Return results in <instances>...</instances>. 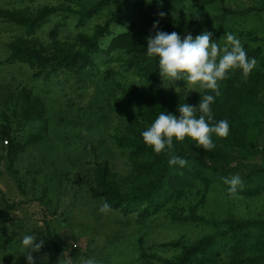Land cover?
I'll use <instances>...</instances> for the list:
<instances>
[{
    "label": "rangeland",
    "instance_id": "1",
    "mask_svg": "<svg viewBox=\"0 0 264 264\" xmlns=\"http://www.w3.org/2000/svg\"><path fill=\"white\" fill-rule=\"evenodd\" d=\"M223 8L256 10L230 16L223 26L213 24L204 33H212L222 47L231 33L244 50L252 51L257 66L251 81L264 103V0H215L209 5L190 0H0V264H28L25 235L44 241L32 253L36 264H82L89 258L99 264H163L161 260L171 261L182 252L172 243L192 244L225 232L224 222L231 219L248 223L249 245L256 242L264 224V177H251L250 185L246 179L249 165L264 169V108L239 112V142L256 147L247 158L231 139L215 134L211 151L196 147L191 138L186 144V155L203 159L206 153L213 164L227 169L241 161L237 174L243 186L235 194L223 181L229 174L194 162L188 163L179 192L161 197L159 204L156 198L150 215H142L145 205L103 214L99 207L105 200L110 204V198L95 195L101 169H107L122 192L145 188L150 181V153L121 148L118 140L151 126L144 114L157 105L158 94L140 89L139 69L129 70L138 61L128 51L129 43L109 55L98 54L88 71L43 69L44 58L84 49L85 36L92 37L109 21L111 29L102 39L107 50L120 33L147 45L155 30L143 25L145 14L176 23L185 36L222 15ZM14 17L25 18L28 25L11 21ZM15 43L41 57L11 60ZM40 69L44 71L38 75ZM164 83L169 82L161 79V91L174 95L172 114L177 118L185 95L204 91L198 85L186 87L183 79L167 87ZM3 133L9 138L3 139ZM9 204L15 206L10 212ZM260 243L239 251L227 246L207 264H264V238ZM75 250L79 256L74 259Z\"/></svg>",
    "mask_w": 264,
    "mask_h": 264
},
{
    "label": "trees",
    "instance_id": "2",
    "mask_svg": "<svg viewBox=\"0 0 264 264\" xmlns=\"http://www.w3.org/2000/svg\"><path fill=\"white\" fill-rule=\"evenodd\" d=\"M195 3H203L206 5L212 4L215 0H190ZM223 14L220 16H216L212 21H208L203 27H198L196 30H193L190 34L194 37L198 35L204 34V30L207 27H211L213 24H221L223 26L227 19L230 16H246L250 13L256 11L255 9H249L248 12H240L231 10L230 8H223ZM11 21L17 22L19 25H28L27 20L23 17H14L10 18ZM144 20L143 25L148 28L153 29V24L158 23V28L156 30L164 31L167 33H171L173 31L177 32L181 39L185 36L176 30V23L173 22H163L161 20L156 19L154 14H145L142 18ZM115 20H113V23ZM112 26V21L107 22L102 27L97 28L96 33L90 37L85 36L86 47L82 50L75 52H65L62 54L54 55L51 58H44L46 62L43 66L45 69L47 66L51 69L50 73L56 72L58 69H69L70 71H74L77 73L91 70L95 67L94 58L98 56V54L113 53L119 47L123 46V44L129 43L128 51H131V54L134 58H138L136 62V67L131 66L129 70H138V75H140V79L142 80V88L143 91L146 92H157L159 101L157 105L155 102L151 104V108L147 107L146 117H148V124L151 125L160 112H165L168 114H172L174 95L169 91H161V76L159 74V58L156 56L149 57L147 55V45H142L135 41L134 37L127 33H120L113 42L111 41V45L109 50L105 49L102 45V39L107 35ZM12 55L10 56L11 60H15L20 56H25L28 59L31 57H41L37 56L35 52H30L26 48L23 47L20 43L12 44L11 46ZM127 47V46H126ZM246 51V50H245ZM247 56L251 59L254 58V54L252 51L247 52ZM39 71L38 75L42 74V71ZM132 70V71H133ZM251 74L244 77L242 70L232 69L228 72L227 78L219 81V91L220 95L215 97V102L211 105L213 120L209 122L210 124L218 123L220 120H227L230 125V131L228 134V138L234 143L237 152L242 155L243 158H247L248 153H253L256 147L252 144L247 146L241 144L239 141V137L237 136L238 132V122L240 121L239 112L249 110L250 107L252 109L257 107L264 108V103L260 101L257 93L255 92V87L253 86V81H251ZM205 94H212L215 96V93L210 90L204 89L201 94H190L185 97V101L187 104L191 106H198L200 102V98H202ZM232 97L231 100L229 98ZM142 108V106H141ZM35 114V111L31 112ZM37 114V113H36ZM200 115L199 111L196 112V117L198 118ZM133 138L128 139H119L118 144L121 148L129 149L130 151L136 154L142 153H150L153 157V161L150 163L149 169L151 171L150 181L146 185L145 188L132 189L128 192L120 191L119 184L116 180L112 179L109 176L107 169H101L98 173V189L96 190V196L98 197H109L110 205L113 209H117L119 207H124L125 209L130 208H138L139 206L145 205L142 209V215H150L151 210L156 204H159V200L161 197H165L166 195H170V198L179 192L180 185L183 183V175L185 172V167H180L179 165L170 166L168 163L169 155L167 149L160 154H157L152 147L145 144L142 138V131L136 129L134 132ZM3 139L9 138L10 135L3 133ZM189 141V137H185L183 142H178L173 138L174 144V154L179 156L188 163H196L201 164L204 167L210 168L213 172L220 173L222 171L223 174H229V177L236 175L241 171V161L235 167L227 169L224 165H216L213 164L211 160V156H207L206 153H202L204 155L203 159H199L197 156H188L186 155L187 147L186 144ZM13 145L16 142L12 141ZM15 146V145H14ZM251 148V152H248ZM10 155H12L15 151V148H10ZM246 156V157H245ZM187 163V165H188ZM251 169L249 172V176L246 180H248V184L250 185L255 179L251 177L258 178V175L264 177V169L259 167L256 164H251L248 166ZM221 173V174H222ZM169 198V199H170ZM14 205L9 204L8 210L9 212L14 209ZM226 225L225 232H220L216 235H211L209 237L203 238L195 243L182 244L180 242H174L171 246L179 247L182 252L180 255L176 256L173 260H161L163 264H207L208 261L212 257H218L223 250H226L227 246H231V250H242L244 247L258 248L260 247V238H264V224H263V232H261L260 236H257L256 242H253L252 245H249V241L251 237L247 235V231L250 229V225L245 222H240L235 219H231L229 221L224 222ZM262 235V236H261ZM78 250H75L72 254V257L75 259L79 256ZM237 264V263H236ZM249 264V263H246Z\"/></svg>",
    "mask_w": 264,
    "mask_h": 264
},
{
    "label": "clouds",
    "instance_id": "3",
    "mask_svg": "<svg viewBox=\"0 0 264 264\" xmlns=\"http://www.w3.org/2000/svg\"><path fill=\"white\" fill-rule=\"evenodd\" d=\"M159 15L163 17L165 13L160 12ZM196 18L199 19V16ZM158 23L157 21L153 24L155 35L146 38V52L149 57L159 58V74L164 82H169L167 85L164 83L163 86L167 87L170 83L183 79L186 87L198 85L200 89L215 93V96L205 94L196 107L180 103L178 118L173 114L160 112L151 126L142 132L145 144L152 147L157 154L167 149L170 166L185 167L187 160L174 154L173 138L183 142L185 137H189L196 142V147L206 151H211L215 147L212 140L213 134L226 138L230 131L227 120H220L215 124L209 123L213 120L211 105L215 102V97L220 95L218 82L226 79L230 70L237 68L241 69L244 77L247 78L257 66V60L247 56L240 40L231 33L227 34L226 43L222 47L220 43L212 40L210 32L198 35L195 39L191 34L181 39L175 31L167 33L156 30ZM177 89L179 88H176V91ZM193 90L195 89L189 91ZM197 110L200 113L198 118ZM223 181L229 185L228 191L231 194H235L237 189L243 186V181L238 174L225 177ZM112 210V206L106 200L99 207V212L103 214ZM36 240V235H25L22 239V248L28 264H36L32 253H38L44 246L43 240L39 242ZM64 264H71V261H64ZM82 264H99V262L95 258H89L83 260Z\"/></svg>",
    "mask_w": 264,
    "mask_h": 264
},
{
    "label": "built area",
    "instance_id": "4",
    "mask_svg": "<svg viewBox=\"0 0 264 264\" xmlns=\"http://www.w3.org/2000/svg\"><path fill=\"white\" fill-rule=\"evenodd\" d=\"M5 143H6V145H7V144H8V141H6Z\"/></svg>",
    "mask_w": 264,
    "mask_h": 264
}]
</instances>
